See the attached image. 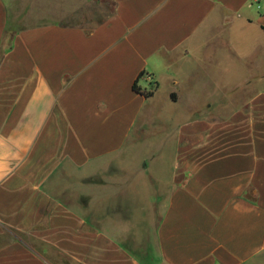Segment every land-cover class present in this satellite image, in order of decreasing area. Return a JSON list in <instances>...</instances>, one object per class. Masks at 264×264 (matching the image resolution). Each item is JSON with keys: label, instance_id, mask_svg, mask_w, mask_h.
<instances>
[{"label": "crops", "instance_id": "0c3cea01", "mask_svg": "<svg viewBox=\"0 0 264 264\" xmlns=\"http://www.w3.org/2000/svg\"><path fill=\"white\" fill-rule=\"evenodd\" d=\"M0 264H264V0H0Z\"/></svg>", "mask_w": 264, "mask_h": 264}, {"label": "rangeland", "instance_id": "374dc122", "mask_svg": "<svg viewBox=\"0 0 264 264\" xmlns=\"http://www.w3.org/2000/svg\"><path fill=\"white\" fill-rule=\"evenodd\" d=\"M70 2H71V0H69ZM81 1V0H80ZM85 9H87V8H85ZM85 9H84V11H85ZM101 11H103V8L102 9H100L99 7H94L93 9H92V14L94 15V18L95 19H99L100 17H101V15H102V13H101ZM67 18L68 19H70V15H67ZM241 71V70H240ZM213 81L214 80H211L210 82H211V84L212 85H207V87H206V89L205 90H203L204 91V93L205 94H201V95H199V96H194V95H192V96H194L195 98H196V100H197V104H203L204 103V101H207V100H221V99H225V97L221 94H219L218 92H217V88L214 86V83H213ZM207 82H209V81H207ZM193 98V97H192Z\"/></svg>", "mask_w": 264, "mask_h": 264}, {"label": "trees", "instance_id": "16d2710c", "mask_svg": "<svg viewBox=\"0 0 264 264\" xmlns=\"http://www.w3.org/2000/svg\"><path fill=\"white\" fill-rule=\"evenodd\" d=\"M135 89H136V91L144 94L147 98H149V97H151L153 95V94H149V93L144 92L141 88L138 87L137 83L135 84Z\"/></svg>", "mask_w": 264, "mask_h": 264}, {"label": "built area", "instance_id": "2783aa9c", "mask_svg": "<svg viewBox=\"0 0 264 264\" xmlns=\"http://www.w3.org/2000/svg\"><path fill=\"white\" fill-rule=\"evenodd\" d=\"M142 77H147L148 78V80H151V78L150 77H148V76H146V75H142Z\"/></svg>", "mask_w": 264, "mask_h": 264}]
</instances>
